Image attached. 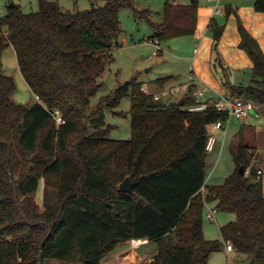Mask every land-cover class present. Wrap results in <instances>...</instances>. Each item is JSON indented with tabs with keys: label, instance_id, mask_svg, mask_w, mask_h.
Here are the masks:
<instances>
[{
	"label": "trees",
	"instance_id": "trees-1",
	"mask_svg": "<svg viewBox=\"0 0 264 264\" xmlns=\"http://www.w3.org/2000/svg\"><path fill=\"white\" fill-rule=\"evenodd\" d=\"M166 0L164 18L152 21L149 9L133 0H105L88 9H64L54 0H38L39 10L24 12L18 2L0 16V264H105L118 245L132 238L157 244L141 264H209L213 252L230 241L235 251L264 264V191L252 146L234 148L235 170L221 184H206L207 126L226 115L209 107L155 100L135 79L119 84L90 110L100 78L120 45V10L130 7L153 28V41L194 32L199 0ZM264 12V0L255 1ZM215 45L224 26L215 19ZM240 47L253 62L249 84L231 92L264 106V52L239 22ZM12 45L20 71L41 102H15V78L2 68ZM156 80L161 86L172 80ZM195 85L189 87L192 92ZM131 94L128 111L117 110ZM58 110L65 122L58 124ZM130 115L132 136L115 139L105 111ZM245 166V172L240 167ZM129 178V192L120 184ZM43 181L40 204L34 197ZM205 191H202V188ZM207 203L235 214L220 227L222 241L204 235Z\"/></svg>",
	"mask_w": 264,
	"mask_h": 264
},
{
	"label": "rangeland",
	"instance_id": "rangeland-1",
	"mask_svg": "<svg viewBox=\"0 0 264 264\" xmlns=\"http://www.w3.org/2000/svg\"><path fill=\"white\" fill-rule=\"evenodd\" d=\"M14 1L21 4L24 12H35L39 10L38 0H0V16L5 14L7 3ZM58 2L64 9H88L92 5H101L105 0H54ZM166 0H133L134 6L139 9H149V16L154 22L163 21V7ZM190 0H178L181 3H188ZM203 1V0H202ZM121 20V35L119 36L120 45L112 50L114 60L106 66L105 75L100 78L102 82L101 89L92 96L90 102V110L96 107V103L100 97L111 94L113 90L119 85L128 80L135 79V82L153 89L155 78L160 76L162 72H167L168 62L162 63L169 50L171 41L160 42L159 54H154L157 50L156 41H151L149 37L153 33V28L145 17H140L130 7H123L120 10ZM0 30V35H1ZM163 49V50H162ZM2 68L6 74L15 76L16 90L12 94V99L15 102L31 105L35 102L36 98L33 92L23 80L16 78L19 72L17 66V59L15 51L11 45H8L2 54ZM148 68H152L147 71ZM131 105V94L125 97L117 110L128 111ZM255 113V109L251 111ZM105 118L108 123L116 124L109 136L115 139H129L132 136V127L130 116L115 115L110 110L105 111ZM243 120V119H241ZM238 120V121H241ZM255 142V141H254ZM239 141L229 145L227 142L222 149L220 148L215 152H211L209 157V170L214 168L209 179L208 184L214 185L222 183L227 176H229L236 168L234 160V148L238 145ZM252 164L255 163L256 167L263 162V153L252 146ZM35 199L41 204L43 197V181H40L39 188L34 195ZM214 204V203H213ZM207 208H205L203 217L204 235L209 239H218L222 241L220 227L224 224L235 219V214L228 211H217L214 220H210L207 216ZM225 244L219 251L211 254L209 264H255L249 254L234 251L227 252ZM125 245L121 244L110 253L106 258L105 264H141L145 260H149L151 254L157 250L155 242L143 244L140 248L130 250L129 256L126 259L117 260L116 254L124 249ZM138 255L135 256V252ZM121 262V263H120ZM44 264H69L58 260H46Z\"/></svg>",
	"mask_w": 264,
	"mask_h": 264
},
{
	"label": "crops",
	"instance_id": "crops-1",
	"mask_svg": "<svg viewBox=\"0 0 264 264\" xmlns=\"http://www.w3.org/2000/svg\"><path fill=\"white\" fill-rule=\"evenodd\" d=\"M255 1L256 0H199L194 32L170 39L171 45L168 47L169 50H167V54L161 61L162 63H169L167 72H162L160 76L153 80L155 82L152 84V90L145 85H142V87L146 88L149 93H157L165 87L173 85L183 86L184 90H187L186 93L182 92L174 97L160 100L164 103H172L183 100V98L188 95L191 85L206 87V96L211 101L217 96L231 91L229 86L225 84L226 80L232 85L249 84L252 79L253 62L248 53L240 47L241 34L239 22H241L249 33L258 40L264 52V12L255 9ZM177 3L181 2L177 0ZM218 10H220V12H218ZM213 19L224 26L222 36L216 45L210 30ZM0 30L2 32L1 28ZM17 66L19 72L16 78L18 77L27 84L20 71L18 61ZM151 69L152 68H148L147 71ZM104 75L105 71L102 76ZM189 75H193V79H190ZM166 76H173L174 78L163 86L156 82L158 78ZM255 113L256 114L250 113L241 121L232 120L222 129L212 131L210 126H207L209 135L212 133L216 137V142L213 150L208 151L206 184H208L209 179H211V174L214 169L210 168L209 170V157L211 152H215L219 148L221 150L227 142L229 145H232L234 142L240 141L254 146L256 151L259 152L261 150L263 153V162L257 168L262 170L260 177L262 179L264 191V106H257ZM113 125L116 128L117 125ZM202 191H205L204 187ZM211 207H215L213 203L206 204L207 209ZM123 245H125L124 249L116 254L117 260L119 261L131 255L128 244ZM224 247L229 253L235 251H230L226 246ZM134 252L136 254L135 256H137L138 251Z\"/></svg>",
	"mask_w": 264,
	"mask_h": 264
},
{
	"label": "built area",
	"instance_id": "built-area-1",
	"mask_svg": "<svg viewBox=\"0 0 264 264\" xmlns=\"http://www.w3.org/2000/svg\"><path fill=\"white\" fill-rule=\"evenodd\" d=\"M173 3L177 4V0H174ZM218 12H220V10H218ZM155 43L157 46V50L154 52V54H159L161 50L160 42L156 41ZM189 78L193 79V75H189ZM142 90L146 93H149L148 90L144 87H142ZM206 91L207 88L204 86H195L192 92H188V94L194 98V102L189 105H186L184 108L188 111H204L209 107H213L217 111L224 113L226 115L225 120H218L214 123L209 124L212 131L216 129L225 128L227 124L232 120L237 121L244 119L251 113L252 110L257 108V105L253 101L246 100L241 96L233 94L231 91H227L210 101L206 96ZM182 92L186 93L187 90H184L183 86L181 85H173V86L165 87L157 93H150V94H152L155 100H162V99L174 97ZM35 98L36 101L41 102V99L38 95H35ZM52 114L58 124H63L65 122V120L63 119L62 115L58 110L52 112ZM215 142H216V137L211 133L209 135L206 144V149L208 151L213 150ZM257 173L258 176H261L262 170L258 169ZM207 210L208 211L206 213V216L210 220H214L215 215L217 213L216 208L211 207L208 208ZM146 243H149V239L147 238H132L127 244L130 250L131 249L136 250ZM225 246L230 251L234 250V246L230 241H227L225 243Z\"/></svg>",
	"mask_w": 264,
	"mask_h": 264
},
{
	"label": "water",
	"instance_id": "water-1",
	"mask_svg": "<svg viewBox=\"0 0 264 264\" xmlns=\"http://www.w3.org/2000/svg\"><path fill=\"white\" fill-rule=\"evenodd\" d=\"M179 105H184V100H181L179 102ZM240 172L241 173H244L245 172V166H241L240 167ZM133 183L132 181L129 179V178H126L123 183L120 184V188L122 191H126V192H129L131 190V187H132ZM255 264H259V263H255Z\"/></svg>",
	"mask_w": 264,
	"mask_h": 264
}]
</instances>
